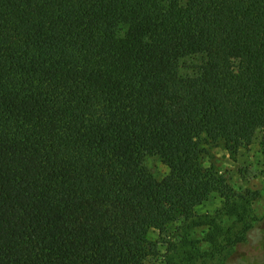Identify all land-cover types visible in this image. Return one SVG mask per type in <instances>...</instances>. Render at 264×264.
<instances>
[{
  "label": "trees",
  "instance_id": "1",
  "mask_svg": "<svg viewBox=\"0 0 264 264\" xmlns=\"http://www.w3.org/2000/svg\"><path fill=\"white\" fill-rule=\"evenodd\" d=\"M257 132L264 0H0V264H150Z\"/></svg>",
  "mask_w": 264,
  "mask_h": 264
},
{
  "label": "rangeland",
  "instance_id": "2",
  "mask_svg": "<svg viewBox=\"0 0 264 264\" xmlns=\"http://www.w3.org/2000/svg\"><path fill=\"white\" fill-rule=\"evenodd\" d=\"M263 143V135L257 132L235 155H230L221 144L206 146L202 165L215 170L227 189L224 195L212 193L195 207L190 220L180 219L168 225L162 234L150 231L147 240L154 247L148 259L150 264H249L251 260L264 261ZM145 167L156 180L168 173L157 157H148ZM232 210L236 213L233 214ZM254 223L256 228L247 243L234 247L236 237ZM219 247L221 251H215Z\"/></svg>",
  "mask_w": 264,
  "mask_h": 264
}]
</instances>
